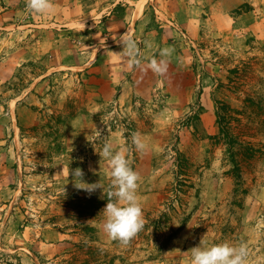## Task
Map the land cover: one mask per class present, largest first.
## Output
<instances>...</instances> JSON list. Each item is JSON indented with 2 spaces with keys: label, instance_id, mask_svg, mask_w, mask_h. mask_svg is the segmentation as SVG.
<instances>
[{
  "label": "rangeland",
  "instance_id": "obj_1",
  "mask_svg": "<svg viewBox=\"0 0 264 264\" xmlns=\"http://www.w3.org/2000/svg\"><path fill=\"white\" fill-rule=\"evenodd\" d=\"M53 2L0 0V264H191L225 241L264 264V0ZM105 141L141 177L145 227L127 246L103 228ZM77 167L103 191L78 190Z\"/></svg>",
  "mask_w": 264,
  "mask_h": 264
},
{
  "label": "clouds",
  "instance_id": "obj_2",
  "mask_svg": "<svg viewBox=\"0 0 264 264\" xmlns=\"http://www.w3.org/2000/svg\"><path fill=\"white\" fill-rule=\"evenodd\" d=\"M26 8L37 14H47L53 11V0H26ZM123 44L121 54L130 58L133 65L140 63V47L138 41L129 33L121 36ZM145 46L151 47L145 41ZM175 52L173 46L160 49V58L150 60V68L157 75H164L169 68L170 60ZM131 143L138 153L147 150V143L142 139V134L133 132L130 136ZM127 148L115 149L111 141H105L101 153L102 158L108 160L111 168V185L107 192V204L101 211L105 217L103 228L107 236L127 246L145 227V218L142 203L137 191L141 177L132 168L131 161L126 157ZM69 175L75 181L74 186L89 195L97 189L103 191L101 183H88L84 180L81 168L70 169ZM191 251V264H248L249 251L245 243L238 246L227 241L213 244L208 247L201 245L193 247Z\"/></svg>",
  "mask_w": 264,
  "mask_h": 264
},
{
  "label": "crops",
  "instance_id": "obj_3",
  "mask_svg": "<svg viewBox=\"0 0 264 264\" xmlns=\"http://www.w3.org/2000/svg\"><path fill=\"white\" fill-rule=\"evenodd\" d=\"M4 1L7 2V1H9V0H4ZM72 1H73V2H75V1L77 2V0H72ZM78 1H79V0H78ZM115 4H116V3H115ZM115 4H113V8H112L110 11H108V12L106 13V15L109 16V17L106 16L107 19H111L112 17H114L115 14L118 13V11H119L118 8H119V7H118L117 5H115ZM119 5L122 6V5H124V3H119ZM64 17L67 18V21H68V20H72L73 23H74L75 20H78L77 18L66 17V15H64ZM60 19H61V18H60ZM61 20H62V19H61ZM64 22H65V21H64ZM66 25H67V24L65 23V24H62L61 26L64 27V26H66Z\"/></svg>",
  "mask_w": 264,
  "mask_h": 264
},
{
  "label": "trees",
  "instance_id": "obj_4",
  "mask_svg": "<svg viewBox=\"0 0 264 264\" xmlns=\"http://www.w3.org/2000/svg\"><path fill=\"white\" fill-rule=\"evenodd\" d=\"M73 206H75V207H76L77 205H73ZM77 207L79 208V206H77Z\"/></svg>",
  "mask_w": 264,
  "mask_h": 264
}]
</instances>
